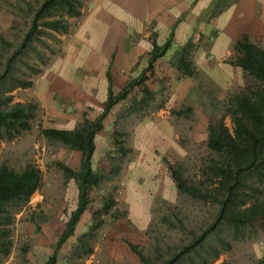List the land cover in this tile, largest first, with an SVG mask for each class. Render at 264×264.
<instances>
[{
  "label": "crops",
  "instance_id": "crops-1",
  "mask_svg": "<svg viewBox=\"0 0 264 264\" xmlns=\"http://www.w3.org/2000/svg\"><path fill=\"white\" fill-rule=\"evenodd\" d=\"M84 5L89 13L32 84V95L43 117H49L46 127L72 129L84 115L94 118L101 113L109 78L117 93L147 67L153 40L159 45L170 40L143 83L157 91L162 82L165 100L125 132V145L131 150L127 163L134 175L124 178L121 197L127 213L143 216L144 221L154 210L155 198L172 202L177 196L165 160L173 164L186 154L179 124L191 119L186 135L191 142L196 136L206 142L216 116L212 99L222 100L235 83L251 78L227 60L234 54L233 43L243 35L264 48V0H85ZM188 40L195 44L193 78L169 63L176 47ZM126 102L113 105L102 120L94 139L93 165L98 154L113 149V122ZM70 151V165L77 169L80 152Z\"/></svg>",
  "mask_w": 264,
  "mask_h": 264
},
{
  "label": "trees",
  "instance_id": "trees-1",
  "mask_svg": "<svg viewBox=\"0 0 264 264\" xmlns=\"http://www.w3.org/2000/svg\"><path fill=\"white\" fill-rule=\"evenodd\" d=\"M85 0H39L35 5L26 1L27 12L31 13L30 27L16 45L0 36V51L12 47L5 57L0 53V93L6 82L11 81V88L31 86L32 81L20 77L17 63L28 66L32 73L40 68L31 64L24 57L33 53L40 57V50L35 41L49 48L42 37L56 39L57 34L69 29V18L78 17ZM171 46L170 40L159 45L154 40L150 50L147 67L141 75L130 79L117 93H114L110 78L107 97L103 110L94 118L84 115L72 129L46 127L40 130L49 143H58L68 150L80 152V164L77 169L65 164H58L65 179H73L77 186V204L64 224V228L55 242V250L44 264H56V251L67 239L74 235L77 224L88 205V196L92 189L109 180L120 170L119 164L112 163L105 173L104 168L94 169L92 155L95 150V135L103 128L102 120L109 110L120 101H128V106L120 117L138 115L151 101L156 92L143 86L146 75L153 70L156 59L163 57ZM195 44L188 40L177 46L169 63L181 75L196 76V66L192 54ZM233 56L228 63L245 70L253 82L236 91H230L225 100V116L232 123L229 129L221 119L209 124L206 146L209 155L199 167V176L183 179L173 164L165 163L176 182L178 195L208 204L214 208L206 224L198 228H189L188 237L179 244L169 245L162 250L156 245L153 253L145 252L143 246L126 241L130 250L139 258L140 264H184V260L193 262L196 258L200 264L214 259L219 254L218 247L228 249L232 240L246 235L264 232V48L254 42L248 35H243L233 43ZM8 51V50H6ZM2 95L0 94V100ZM6 101L10 96L4 97ZM35 104L16 101L0 108V137L8 138L30 128ZM124 132L113 131L112 152L123 157L130 153L121 136ZM42 181L40 170L32 163L20 169L0 163V264L9 252L10 229L13 211L26 204L32 194L40 187ZM112 196L103 198L99 212L107 213L114 205ZM177 213V212H176ZM174 213L172 219L163 218L171 227H186L181 218ZM95 221V219H94ZM38 228V227H37ZM93 225L77 239L73 253L80 257L90 251L85 238L92 236ZM226 233V235H224ZM208 254V258L204 257ZM80 264V263H78ZM264 264V260H261Z\"/></svg>",
  "mask_w": 264,
  "mask_h": 264
},
{
  "label": "rangeland",
  "instance_id": "rangeland-1",
  "mask_svg": "<svg viewBox=\"0 0 264 264\" xmlns=\"http://www.w3.org/2000/svg\"><path fill=\"white\" fill-rule=\"evenodd\" d=\"M26 1L35 5V1L39 0H0V36L12 45L19 43L30 27L31 13L27 12ZM89 11L90 8L83 3L80 15L69 18L70 26L66 33L57 34L56 39L43 36L49 48L35 41L40 50V57L29 53L24 58L31 64L37 65L40 68L39 72L32 73L28 66L17 63L19 71L16 73L22 78L30 79L34 84L52 59L63 51L66 38L71 35L76 25ZM63 34L66 35L65 38L62 37ZM6 48L2 53L0 51L3 54L2 60L12 50V47ZM252 82V78L243 79L242 84L235 83L222 100L212 99L216 108L213 124L222 119L229 129L232 128L229 116L224 115L225 100L230 91L234 92L237 88ZM11 84L12 82L8 81L3 86L0 93L2 95L0 108L16 101L32 102L36 107L28 130L11 138L5 135L0 137V163L4 162L15 169L32 163L40 170L42 181L26 204L17 210L11 208L13 211V221L9 225L11 242L9 252L1 259V264H44L47 257L53 254L56 239L77 204V186L73 179L64 178L58 166V164H65L71 167L73 153L58 143H49L41 135L40 130L46 128L49 117L44 118L43 109L36 105L32 95V84L26 88H11ZM162 88V82H160L155 91L157 97L155 96V99L140 114L120 117L124 108L128 106L127 101L125 106L119 109V120L113 122V131L127 133L138 119L146 114L149 115L151 110L161 105L165 100L164 94L161 93ZM5 96H10L11 99L6 101ZM190 120L185 118V121L179 124L182 131L180 143L186 154L173 163L183 179L199 176V167L203 159L210 154L206 142L199 136L191 142L189 136L186 135ZM120 138L125 145L127 136L123 135ZM127 158L128 155L120 157L112 150L108 151V154L103 155L101 152L97 155L93 165L94 169L104 168L105 173H108L110 165L114 163L120 165V170L109 180L103 181L99 187L90 191L87 209L82 214L74 235L70 236L56 251V264H140L139 258L130 250L126 241L143 246L145 252L148 253H153L156 245L162 250H167L169 245L185 241L189 228L202 227L210 219L214 211L212 206L191 200L178 193L172 202L155 198L153 200L154 210L145 217L144 221L141 220L143 216L129 215L127 206L121 197L124 178L134 175L131 171L132 167L127 163ZM110 196L115 201L114 205L107 213L99 212L103 198ZM174 213L183 220L185 230L175 229L163 220L165 217L166 220L174 218ZM90 225H93L92 236L84 239L90 251L76 257L73 250H77V239L80 234L88 231ZM227 238L230 247L228 249L218 247V256L214 259L209 258L206 264H261V260H264V232L258 231L255 235H246L236 240ZM203 256L208 258V254ZM184 264L200 263L195 258L193 262L184 260Z\"/></svg>",
  "mask_w": 264,
  "mask_h": 264
}]
</instances>
